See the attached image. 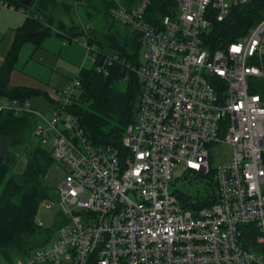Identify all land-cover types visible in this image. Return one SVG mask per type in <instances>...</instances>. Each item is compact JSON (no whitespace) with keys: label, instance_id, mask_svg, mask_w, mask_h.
Here are the masks:
<instances>
[{"label":"built area","instance_id":"built-area-1","mask_svg":"<svg viewBox=\"0 0 264 264\" xmlns=\"http://www.w3.org/2000/svg\"><path fill=\"white\" fill-rule=\"evenodd\" d=\"M105 1L146 47L131 67L140 85L135 119L121 149L96 147L65 109L77 76L51 96V118L0 97V110L34 117L32 138L64 171L56 189L64 222L53 239L3 264H264V106L248 88L249 77L264 73V16L210 49L211 26L248 0H175L155 22L151 0ZM83 46L93 62L97 48ZM114 58L102 57L94 70L107 74ZM217 144L231 149L213 167L217 200L183 208L176 177L207 173Z\"/></svg>","mask_w":264,"mask_h":264},{"label":"trees","instance_id":"trees-1","mask_svg":"<svg viewBox=\"0 0 264 264\" xmlns=\"http://www.w3.org/2000/svg\"><path fill=\"white\" fill-rule=\"evenodd\" d=\"M0 1L13 6L14 10L22 8L24 11L23 21L13 29L9 47L0 62V97L13 98L23 104L30 95L40 93L35 88L8 84L22 43L28 42L37 48L47 36H57L66 43L82 36L83 41L94 44L97 51L89 70L78 69L79 86L65 109L76 117L89 143L96 147L110 145L121 149L124 129L134 121L138 108L140 85L131 67L139 64L136 49L140 43L133 31L120 33L111 28L112 23L107 22L111 3L105 0H73V8L72 4L69 7L55 0H32L31 6L25 4V0ZM174 2L151 0L149 18L155 22L160 16L170 13ZM71 9L84 17L85 30L73 20L65 22L62 16L69 15ZM263 16L264 0H248L232 7L224 20L214 23L209 29V48L236 41ZM105 48H109L111 54ZM106 56L115 58L106 67L107 74L103 75L94 70V64ZM248 88L258 94L264 106V73L262 77H249ZM34 123V117L27 113L13 114L0 110V134L10 137V145L22 148L25 156L23 169L18 173L13 172L0 157V256L4 263L50 242L64 222V218L57 221L54 234L51 229L35 222L40 202L49 196L43 177L52 158L49 150L32 138ZM187 174L201 184L202 191L198 187L193 193L174 188L173 193L183 208L196 210L217 200L213 168L207 173ZM249 229L247 226L243 228L245 231Z\"/></svg>","mask_w":264,"mask_h":264},{"label":"rangeland","instance_id":"rangeland-1","mask_svg":"<svg viewBox=\"0 0 264 264\" xmlns=\"http://www.w3.org/2000/svg\"><path fill=\"white\" fill-rule=\"evenodd\" d=\"M64 1L66 5H69L72 0H57ZM8 13L4 12L0 17V57L6 52L10 43L12 33L9 29L15 26L19 16L24 14L22 8L12 10L7 7ZM65 21H69V15L62 16ZM68 18V19H67ZM73 21L76 24L77 19L81 22H85L82 15H73ZM108 23H112L111 28L118 30L120 33H130L127 27H124L119 21L108 17ZM5 23H8L5 26ZM7 27L9 29H7ZM105 50L111 54L109 48ZM146 47L138 44L136 54L138 56L139 63L144 61ZM92 64V59L86 54V50L83 46L82 36H78L76 41L72 43L62 42L57 36L45 37L37 48H34L30 43L24 42L20 45L17 52V58L15 68L9 74L8 84L20 85L34 88L35 86L45 87L49 82L54 81L53 88L57 91H52L49 95L51 101L42 94L32 96L30 100H26L27 105L36 110L39 114L45 118H51V114L54 108V104L51 96L63 91L66 87V83L75 78L78 69L89 70ZM10 85V84H9ZM43 147L48 149L46 144ZM11 150V149H10ZM231 154V149L225 144L213 145L210 148V165L215 167L226 161ZM23 161L18 160L15 165H11L13 172L18 173L23 169ZM181 168V165H177L174 173ZM64 171L58 162L53 161L47 168L43 177V183L48 189V197L40 202L36 213L35 222L43 228L51 229V232H55V224L57 221L63 219V215L59 212L58 208V193L57 184L63 178ZM179 186L183 190H187L189 193H193L196 187L199 191H202L201 184L198 183L192 177H188L187 172L176 177ZM52 234V235H53ZM49 243V242H48ZM47 244V243H46ZM44 244V245H46ZM42 245V246H44ZM38 246L36 248L42 247ZM4 260L0 256V264H3Z\"/></svg>","mask_w":264,"mask_h":264},{"label":"crops","instance_id":"crops-1","mask_svg":"<svg viewBox=\"0 0 264 264\" xmlns=\"http://www.w3.org/2000/svg\"><path fill=\"white\" fill-rule=\"evenodd\" d=\"M57 3H64V1H57L55 0ZM73 5V8H74V4H73V0L72 2H70V5ZM8 10L7 8H1L0 7V17L2 15V13L4 12L5 14L3 15H6L8 13ZM71 13L69 14L70 18H69V21H65L66 23H69L70 20H74L73 19V15H77L76 12L71 9ZM23 18H24V15H20L19 16V20H17L15 26L17 27L18 25H20L23 21ZM68 19V18H67ZM78 23V19H77V22ZM8 23H5V26H7ZM15 28V27H14ZM9 29L7 27V29H9L12 33L13 29ZM12 39V37H11ZM11 41V40H10ZM10 44V43H9ZM9 47V45H8ZM8 49V48H7ZM3 57V56H2ZM2 57H0V62L2 60ZM14 70V69H13ZM12 70V71H13ZM9 78V77H8ZM9 80V79H8ZM54 81L55 80H52L51 83L49 82V86L46 84L45 87H39V86H35L34 88L38 91H40V93H35V94H32L30 95L26 100H30L32 96H35V95H39V94H44L43 96H45L46 98H48L50 101L51 99L49 98V94L52 92V91H57V89H54L52 86L54 84ZM11 85V83H9ZM13 85V84H12ZM20 86V85H18ZM26 87V86H24ZM31 88V87H30ZM10 142H11V138L6 136V135H3V134H0V157L2 158V161L8 165L9 167H11V165H15L18 160L21 159V161H23V164L25 163V156L22 152V148H17V147H14L12 145H10ZM11 149V150H10ZM24 166V165H23ZM12 168V167H11Z\"/></svg>","mask_w":264,"mask_h":264},{"label":"water","instance_id":"water-1","mask_svg":"<svg viewBox=\"0 0 264 264\" xmlns=\"http://www.w3.org/2000/svg\"><path fill=\"white\" fill-rule=\"evenodd\" d=\"M25 4H27L28 6H31L32 5V0H25L24 1ZM223 45H221L220 47H222Z\"/></svg>","mask_w":264,"mask_h":264}]
</instances>
